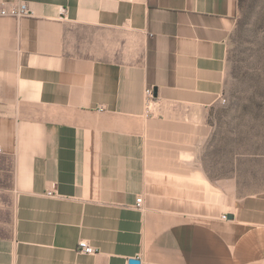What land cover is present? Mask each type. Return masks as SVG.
Listing matches in <instances>:
<instances>
[{
	"label": "crops",
	"instance_id": "0c3cea01",
	"mask_svg": "<svg viewBox=\"0 0 264 264\" xmlns=\"http://www.w3.org/2000/svg\"><path fill=\"white\" fill-rule=\"evenodd\" d=\"M240 1L0 0V264H264L196 156Z\"/></svg>",
	"mask_w": 264,
	"mask_h": 264
},
{
	"label": "rangeland",
	"instance_id": "374dc122",
	"mask_svg": "<svg viewBox=\"0 0 264 264\" xmlns=\"http://www.w3.org/2000/svg\"><path fill=\"white\" fill-rule=\"evenodd\" d=\"M226 59L224 102L206 110L196 156L233 205L237 198L264 196V0L240 1Z\"/></svg>",
	"mask_w": 264,
	"mask_h": 264
},
{
	"label": "built area",
	"instance_id": "2783aa9c",
	"mask_svg": "<svg viewBox=\"0 0 264 264\" xmlns=\"http://www.w3.org/2000/svg\"><path fill=\"white\" fill-rule=\"evenodd\" d=\"M30 14V9L28 8V6L25 3H19L17 5H8L4 2H0V16H12L15 18H20L23 16H26ZM145 95L147 97V106H151V102L152 99L154 97L153 94V89L150 88H146L145 89ZM221 101L224 102V98H221ZM49 194H51V192H48ZM141 200L142 198L139 197L136 199V207H140L141 206ZM232 218L231 214H222L221 215V219H230ZM77 249L81 252L87 253V254H96L97 250L91 246L90 244H88V242H86L83 239H80L78 241L77 244Z\"/></svg>",
	"mask_w": 264,
	"mask_h": 264
},
{
	"label": "water",
	"instance_id": "95a60500",
	"mask_svg": "<svg viewBox=\"0 0 264 264\" xmlns=\"http://www.w3.org/2000/svg\"><path fill=\"white\" fill-rule=\"evenodd\" d=\"M132 262H137V261H135V260H132Z\"/></svg>",
	"mask_w": 264,
	"mask_h": 264
}]
</instances>
